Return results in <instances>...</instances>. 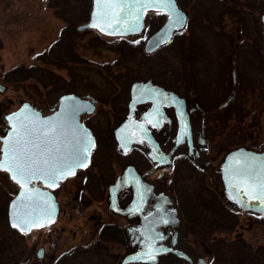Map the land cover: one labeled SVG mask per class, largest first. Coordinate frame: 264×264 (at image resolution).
I'll list each match as a JSON object with an SVG mask.
<instances>
[{
	"label": "flooded vegetation",
	"instance_id": "af4514ba",
	"mask_svg": "<svg viewBox=\"0 0 264 264\" xmlns=\"http://www.w3.org/2000/svg\"><path fill=\"white\" fill-rule=\"evenodd\" d=\"M175 1L179 9L186 15L185 24L181 29L173 32L169 42L159 46L151 53L144 52V44L163 25L167 16L161 12L154 11L145 13V26L148 21L146 15L149 13L164 17L161 24L158 26L154 25L155 27L153 26L152 29H149V32L154 30L143 44L145 55H152L165 45L175 41L176 38L185 37V33L189 32L188 26L191 24V19V27L193 25L194 30L201 25V22H204L201 21L202 17L198 13H195L193 18H189L188 13L182 9L180 0ZM228 2L229 0L214 1V10L220 14L218 19H216V16L214 18L213 14L210 15L208 13L205 15L206 21H208L204 25L205 33L213 38L211 40L212 53H207L205 46H200L202 41L196 38L194 31L190 33L189 37V39L191 38V41L189 40L190 55H180L186 51L182 50L184 47L178 46L177 66L171 76L164 74V77L160 80L152 77L134 79L151 80L153 84L172 92L178 106L180 99H182L184 109L188 112V132L193 140L194 152H201L204 163L195 164L185 155H179L173 158L169 166H162L153 163L147 153L137 145L133 144L125 152L118 148L113 132L128 113L129 87L134 80L127 83L125 89L120 92L126 95L124 103L120 99L116 104L114 102L109 104L112 107V109L110 108L112 112L107 113L106 124H91L88 122L98 111L100 102L97 97L89 95L79 96L74 93L63 94L88 98L94 102L95 108L93 112L84 113L80 116V121L89 129L93 136L94 146L89 152V160L86 166L77 167L74 174L59 180L55 186L44 185L39 180L31 181L30 185L32 187L47 190L53 195L57 204V214L53 221L47 225L34 228L27 233L18 232L25 236L37 230H42L45 237L39 235L40 238H37L35 244L30 246L28 250H24L26 252L23 258L13 264L20 262L24 264H63L67 256L70 255L69 257H72L71 254L78 255L75 254L76 252L72 253L71 250H65L63 253L57 254L59 247L62 245L60 242L65 229L61 224L69 223L75 217H83L88 223L92 224L93 230L91 233H93V238L91 240H95L89 242L93 245L91 248L98 249L103 244L104 246L108 245L109 247L99 248L100 250L102 248V251L107 256L114 254L121 258L129 251L131 252L129 248L131 245L128 244V234H132L134 240L141 243V232L144 230L140 226L141 217L143 216L145 219L149 214L154 216L155 214L163 213L168 217L167 225L162 229V232L163 236L168 239V245H171L180 235L179 224L174 218V205L179 212V216H181L182 223H184L183 238H185L188 227L195 231V226L192 223L185 222L178 206L177 197L180 186L179 174L175 165L181 160L187 162L193 173L201 176H217L221 188L219 197L222 199L223 205L232 210V212H235V209L241 213L264 219V214L245 212L230 204L223 196V185L220 180V165L230 151L237 148H245L255 152H264V138L262 140L259 139L260 133L264 134L263 111L256 109L259 101L261 99L264 100V0H258L256 3L253 1L252 3V13L257 14V11H261L259 18H254V34H252L250 29L246 30L244 28L242 15L244 6L241 5V7L236 8V4ZM229 8L232 10L230 9V11ZM227 14L236 19L232 22V28H229V30L226 29V25L223 26V18H220ZM214 20L216 21L214 22ZM144 30L139 35H142ZM182 43H184V40ZM185 46L187 47V45ZM242 49H245L244 55L240 54ZM0 73H2V70H0ZM0 84H2L1 79ZM4 91L0 92L3 93ZM160 100L164 101V99ZM172 100L174 101V99ZM29 104L36 108L34 104ZM57 106L58 101L48 109L46 114L41 113L48 115L57 109ZM151 107H153L151 102L144 103L139 107L141 113L145 115L146 124L148 121L153 122L152 114L148 112ZM175 108V106H172L164 110L165 118L161 129L157 130L154 126L149 125V131L156 141L170 139L171 142H174L178 138L177 121L179 119ZM141 113L138 112L136 114L140 115ZM249 114H252V119L251 124L247 125L244 120ZM4 125L8 127L5 120ZM205 162L210 164L206 166ZM126 168L136 172L145 182V184H138L137 186H123L115 194H112V199L116 201L117 206L129 209L131 211L130 215L135 214V217L131 219L117 215L109 207V188ZM0 172L8 177L6 170L0 169ZM169 172H171L170 176ZM13 184L16 186L15 194L19 186L15 183ZM137 188H140L142 192L143 189H151L150 194H143L147 202H145L142 209L141 217H136L138 216L136 213L139 212L136 210L137 207L133 208L131 206L136 203L135 200H139ZM202 204L203 201L201 207ZM197 212H200L198 208ZM210 214L208 213L207 216L209 217ZM66 215L67 220L64 219ZM209 220H211V217H209ZM78 228L77 226L74 227L76 231H78ZM76 236L75 233H72L68 241H76ZM238 238L241 239L242 236H238ZM134 246H137V248H131L132 250L138 249L137 243ZM85 248L90 249L87 247L82 249L85 250ZM206 252L210 257V247H207Z\"/></svg>",
	"mask_w": 264,
	"mask_h": 264
},
{
	"label": "rangeland",
	"instance_id": "374dc122",
	"mask_svg": "<svg viewBox=\"0 0 264 264\" xmlns=\"http://www.w3.org/2000/svg\"><path fill=\"white\" fill-rule=\"evenodd\" d=\"M214 1L180 0L182 9L188 13L189 18H193L194 14L198 13L202 17L201 21L204 22H201V25L194 30L193 25L191 27V19V24L188 26L189 32L185 33V37H178L156 53L147 56L143 52V44L154 30L149 32L148 28L152 29L155 23L161 24L164 20L162 15L147 14L148 21L144 33L139 38L133 36L121 41L115 37L102 35L94 29L77 30L79 25L87 21L92 0H0V70H2L0 79L2 85L6 87L3 93L0 92V137L5 135L7 129L4 125V116L18 109L22 103H32L46 114L48 109L65 93L97 97L100 102L98 111L88 122L106 124L107 113L112 112L109 104L113 102L116 104L120 99L122 103L125 102L126 95L120 92L122 91L121 83L124 82L127 74L131 76L129 82L148 77L160 80L164 74L171 76L177 66L178 46L184 47L182 50L186 51L180 55H190L191 38L189 37L194 31L196 38L202 41L200 46H205L207 53L213 52L211 47L213 38L207 36L204 25L208 22L206 14H213L214 18L217 17L216 19L220 15L214 10ZM253 1L256 3L258 0H229L228 2L236 4V8L244 6L242 9L244 28L250 29L252 34H254V20L259 18L261 12L257 11V14L251 12ZM220 18H223L222 24L226 25L228 30L232 28L231 24L236 20L228 14ZM68 24H71L70 28ZM183 40L184 43H182ZM58 42L60 47H54ZM240 54L244 55L245 49H242ZM59 58L62 61H59ZM71 59H77L76 63ZM16 66H19L22 76L30 75V78L20 84L14 82L13 76L5 80L6 72ZM28 69H30L29 73L26 72ZM56 76L58 79L54 81L53 78ZM42 78H45V81ZM256 109L263 111L264 117V100L259 101ZM251 116L252 114H249L244 120L247 125L251 124ZM263 138L264 134L261 132L259 139ZM242 144L246 145L248 142ZM175 168L179 174L180 191L177 197L179 209L185 222L195 224L198 220L197 208L201 206L203 200L210 206L213 204L212 194L214 197L219 196L220 184L216 175L201 176L193 173L184 160L177 162ZM170 175L171 172H169ZM13 183L7 175L0 172V186L10 192L11 198L16 189ZM10 199L5 203L6 223L13 230L7 220V206ZM220 203L223 204L222 199ZM234 211L236 213L231 210L235 216L237 215L234 219L235 228L227 239L242 236V240L237 242L238 246H242L243 243L247 247L264 248V219L235 209ZM66 218L67 215L64 219ZM212 224L214 223L211 222ZM61 225L65 229L60 242L62 245L57 254L65 250L78 254L72 255L73 257L67 256L63 264L118 263L120 257L114 254L107 256L102 248L99 249L109 247L108 245L103 244L98 249L91 248L93 245L89 242L95 240H91L93 227L85 218L75 217L69 223ZM76 226L79 227L78 231L74 229ZM194 229L195 231L188 227L184 241L191 248L194 256L203 257L208 261L210 258L206 252L209 247L208 237L199 234L196 227ZM72 233L77 235L74 242L68 241ZM7 235L5 228L0 224V239ZM39 235L45 237L42 230H37L29 235H23L22 242H13L10 248L0 245V264H13L21 260L26 252L24 250L33 246L37 238H40ZM213 235L215 234L212 233L209 238L214 239ZM84 247L90 249L82 252ZM242 247L243 250L240 252H246L244 246Z\"/></svg>",
	"mask_w": 264,
	"mask_h": 264
},
{
	"label": "water",
	"instance_id": "95a60500",
	"mask_svg": "<svg viewBox=\"0 0 264 264\" xmlns=\"http://www.w3.org/2000/svg\"><path fill=\"white\" fill-rule=\"evenodd\" d=\"M175 4L186 20L185 13L179 9L176 1ZM95 11H96V0H92V6L89 12L88 20L84 24H81L77 27L78 31H83L86 29H95L103 35L112 36V37H125L140 33L144 28V14L148 11H156V10L148 9L146 12L142 13V27H140L137 31H124L123 26L117 29V25L115 23H112L110 26L103 25L105 30L101 31L100 28L92 26V17ZM163 13L167 16V18L163 23V25L154 34H152L145 42L144 44L145 53H151L155 51L159 46L169 42L173 32L181 29L185 24V20H184V23L180 26L172 25L170 32L168 33L167 37H165L163 35L164 30L168 28L171 22L169 21L168 14L166 12ZM263 21H264V17H263ZM97 22L100 23L99 20ZM142 88L157 89L159 93L167 94L166 97L160 96V99H164V102L160 104V115H157L156 112L154 111V107L157 103H159V100L152 102V99H148L147 97L140 95ZM4 89L5 87L0 84V91L2 92L4 91ZM172 99H174V101L176 102H174ZM76 102H79L78 106L80 109L76 114V123H78V125L82 129H86L91 134L89 129L86 128L85 125L80 121L81 114L92 113L95 108L94 102L88 98H80L72 94L63 95L59 98L57 109H55L52 113L48 115H42V113L39 110L33 108L29 103L24 102L19 106L18 109L4 116V119L8 124V129L5 135L0 137V141H1L0 160H3V146H4L3 137L7 136L12 129V124L8 120V117L12 113H21L23 110V115L18 117L17 119H23L24 117L34 118L37 120L47 119V118H57L61 114L62 109H64L67 105L75 104ZM148 102H151L153 105V107H151V109L148 110V112L152 114L153 122L152 123L148 122L146 124L145 115L141 113L139 107H141L144 103H148ZM25 105H27L28 108H25L24 107ZM89 105L91 106V110H89L88 108ZM172 106L176 107L175 111L179 119L177 121L179 142H178V138L174 142H171L170 139L169 140L163 139L162 141L161 140L156 141L154 137L151 135L149 131L150 130L149 127L154 126L157 130L161 129L163 125V120L165 118L164 110L166 108H171ZM178 109L179 111L183 112V118H181V116L179 115ZM138 112L141 114L140 115L136 114ZM32 113L37 114L36 117H32ZM157 120L159 121L158 125H156ZM188 121H189L188 112L184 109L182 99H180L178 106L177 100H175V96L173 95L172 92L167 91L162 87L153 84L151 80L139 79V80H134L129 87L128 113L125 119L114 130L113 134L116 140V144L121 151L125 152L133 144L137 145L147 153L148 157L153 163L160 164L162 166H169L173 158L179 155H185L189 160H191L195 164L204 163V161L202 160L201 152L198 151L194 152L193 140L188 132V124H189ZM141 127L147 130L146 134L140 131ZM91 137L93 138L92 135ZM92 148L93 147L90 148V151ZM158 153L163 155L164 157L163 160L159 158ZM242 154H250L251 156L256 157L257 164H259L261 161H264V152H255L245 148H237L235 150L230 151L224 157L220 165V180L223 185V195L229 203L233 204L242 211L252 212L256 214H264V205H262L259 200L249 199L247 196H245V201L247 206H242L241 204L237 203L235 200L230 198V192L235 194L233 192V189L229 187V181L231 179V169L243 162ZM154 157L156 158L154 159ZM88 160H89V154L86 164ZM205 164H207L206 166H208L210 163L205 162ZM8 175L9 178L19 186V189L17 190L13 198L9 201L7 206V220L9 226L12 229H16L17 231L23 233V232H29L33 228H37L42 225H47L51 221H53V219L57 214V204L54 200L53 195L47 190L32 187L30 185L31 183L30 181L29 188L37 191L25 192V198L22 201L21 192L24 191V189L21 188L20 184L16 180L12 179V175L10 172H8ZM67 176L69 175H66L65 178ZM37 180L41 181L44 185L46 184L43 179H34L32 181H37ZM58 181L59 180H57L55 184ZM137 181H139V183H137ZM138 184H145V182L142 180L140 175H138L136 172H133L130 168H126L116 178L114 183L109 188V194H110L109 207L114 211V213H116L119 216L127 217L130 219L135 217L134 216L135 214L130 215L131 211L129 209H125L117 206L116 201L112 199V194H115V192L121 189L123 186H130V185L137 186ZM240 191L243 192L244 189L241 188ZM150 193H151L150 188L143 189V194H150ZM27 197H31L32 199H27ZM33 201H35V203L38 205L35 211V224L30 228H28L27 225H25L27 230L21 231L18 227L14 226L13 224V213L17 209H22L23 204L31 205ZM138 201L139 200H135L136 203L135 204L133 203L131 206L133 208L139 207L140 210L138 213H136V215H138L136 217H141L142 209L145 205V202L147 201L146 199H144L142 203H139ZM14 202H16L15 208L13 207ZM53 205L54 208L52 207ZM173 209H174V218L179 224V233H180V235L175 239V241L171 245H168V239L165 236H163L162 229L167 225V222L153 223L154 221H157L158 218L161 216L167 220L168 217L166 215H164L163 213H158L155 214L154 216L149 214L145 219L142 216L141 217L142 221L140 224V226H142L144 229L141 232L142 242L139 243V241L134 240L132 234H128L127 238H128V244L131 245L129 247L131 252L129 251L127 254L123 255L120 258L118 264H207L205 258L200 256H194L191 251V248L184 241L183 238L184 225L179 216L178 210L175 208V205ZM146 231L154 237L151 248H147L144 243L146 239V235H145ZM156 233H159L160 235L157 237L155 235ZM135 243H137L138 249L132 250L131 248H137V246H134ZM148 251L153 252L155 256L154 260L147 259L143 255V253ZM17 264H24V263L20 262Z\"/></svg>",
	"mask_w": 264,
	"mask_h": 264
},
{
	"label": "snow or ice",
	"instance_id": "6c2138e0",
	"mask_svg": "<svg viewBox=\"0 0 264 264\" xmlns=\"http://www.w3.org/2000/svg\"><path fill=\"white\" fill-rule=\"evenodd\" d=\"M148 9L168 14L171 23L164 30L165 37L170 32L172 25L180 26L184 23L185 17L176 7L175 0H96L92 26L104 31L103 25L110 26L115 23L117 29L123 26L124 31H137L142 27V13ZM98 20L100 23L97 22ZM140 95L154 101L159 100L154 111L160 115V104L164 102L160 100V96L166 97L167 94H161L157 89L142 88ZM78 105L79 102L67 105L57 118L37 120L24 117L17 119L23 115V110L21 113H12L8 117L12 129L7 136L3 137V160H0V168L10 172L12 179L16 180L24 189L21 192L22 201L25 198V192L37 191L29 188L30 181L43 179L46 184L55 186L57 180L74 174L77 167L86 166L90 148L94 146V140L86 129H82L76 123V114L80 110ZM24 107L28 108L27 105ZM88 108L91 110L90 105ZM178 113L183 118V112L178 109ZM36 115L32 113V117H36ZM148 122L152 123V121ZM158 123L157 120L156 125ZM140 131L144 134L147 132L143 127ZM158 156L163 160L162 154L158 153ZM242 160V163L231 169L229 187L235 194L230 192V198L242 206H247L245 196L249 199L259 200L264 205V161L257 164L256 157L250 154H242ZM241 188L244 189L243 192L240 191ZM137 195L138 202L142 203L144 197L140 188H137ZM27 199L32 198L27 197ZM13 207H16V202ZM37 207L35 201L31 205L23 204L22 209H17L13 213L14 226L21 231L27 230L25 225L28 228L34 226ZM52 207L54 208V205ZM136 210L139 211V207ZM166 222L167 220L161 216L153 223ZM145 235L144 243L147 248H151L154 237L147 231ZM155 235L158 237L160 234L156 233ZM143 255L147 259H155L152 251L145 252Z\"/></svg>",
	"mask_w": 264,
	"mask_h": 264
},
{
	"label": "trees",
	"instance_id": "16d2710c",
	"mask_svg": "<svg viewBox=\"0 0 264 264\" xmlns=\"http://www.w3.org/2000/svg\"><path fill=\"white\" fill-rule=\"evenodd\" d=\"M156 24V25H155ZM155 26H158V23H155ZM68 27H71V24H68ZM148 29H151L148 28ZM141 35H137L136 37H140ZM131 37L127 38H119L118 40H127ZM60 42L54 47L59 48ZM53 48V47H52ZM51 48V52H52ZM58 60V59H57ZM61 58H59V61ZM62 61V60H61ZM74 63H76L77 59H71ZM58 62V61H57ZM64 66V65H62ZM28 69L26 72L29 73ZM34 70V68H33ZM42 70V69H41ZM15 77L14 82L16 81L17 84H20L22 81H26V79L30 78V75L22 76V72H20L19 66L14 67L13 69L9 70L5 74V80L8 77ZM131 76L127 74L124 77V82L121 83L122 90L125 89L127 83L129 82ZM45 81V78H42ZM53 78V80H57ZM8 80V79H7ZM48 80V79H47ZM11 198V194L7 191L4 187L0 186V224L5 228L7 232V236H3L0 240V245L3 247L10 248L13 246V242H22L23 235L19 234L18 232L11 230L6 223V205L5 203L7 200ZM213 204L211 206L208 203H204L202 207L199 206L200 212L197 214L198 220L195 222V227L199 234L201 233L202 236L208 237V244L211 249V254L209 258V264H264V248L262 247H247L243 243L241 244L247 250L246 252H240L243 250L242 246H238L237 242L241 241L240 238L234 239H227L230 233H233V229L235 228V220L236 216L228 209L225 205L220 203L221 198L219 196H215L212 194ZM201 207V208H200ZM203 210V212H201ZM208 213H211L209 217L207 216ZM211 222L214 224L211 225ZM212 227H210V226ZM8 227V228H7ZM9 229V230H8ZM214 233V239L209 238V236ZM226 237V238H225ZM264 247V246H263ZM88 249L83 250L86 251ZM73 256H77L71 254ZM72 256V257H73ZM1 261V258H0Z\"/></svg>",
	"mask_w": 264,
	"mask_h": 264
}]
</instances>
